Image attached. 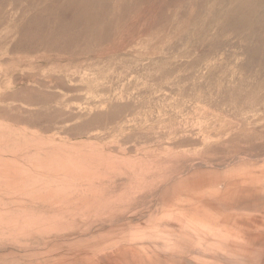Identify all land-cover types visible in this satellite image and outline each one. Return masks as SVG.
<instances>
[{"label":"rangeland","instance_id":"rangeland-1","mask_svg":"<svg viewBox=\"0 0 264 264\" xmlns=\"http://www.w3.org/2000/svg\"><path fill=\"white\" fill-rule=\"evenodd\" d=\"M0 264H264V0H0Z\"/></svg>","mask_w":264,"mask_h":264},{"label":"bare ground","instance_id":"bare-ground-1","mask_svg":"<svg viewBox=\"0 0 264 264\" xmlns=\"http://www.w3.org/2000/svg\"><path fill=\"white\" fill-rule=\"evenodd\" d=\"M90 4V3H89ZM89 7V6H88ZM93 14V13H92ZM91 22V21H90Z\"/></svg>","mask_w":264,"mask_h":264}]
</instances>
